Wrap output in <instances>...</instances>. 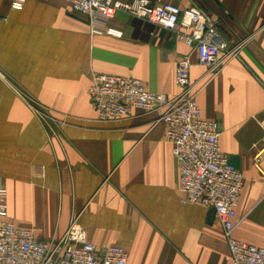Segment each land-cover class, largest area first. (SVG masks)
<instances>
[{
    "label": "crops",
    "instance_id": "obj_1",
    "mask_svg": "<svg viewBox=\"0 0 264 264\" xmlns=\"http://www.w3.org/2000/svg\"><path fill=\"white\" fill-rule=\"evenodd\" d=\"M129 1V0H123ZM218 19L237 57L200 65L175 33L117 12L93 34L64 0H0V191L6 218L40 240L72 221L97 249L119 245L127 264H231L211 209L189 202L156 111L101 120L87 94L94 75L130 76L178 93V62L219 145L244 177L233 235L264 247V0H151Z\"/></svg>",
    "mask_w": 264,
    "mask_h": 264
},
{
    "label": "built area",
    "instance_id": "obj_2",
    "mask_svg": "<svg viewBox=\"0 0 264 264\" xmlns=\"http://www.w3.org/2000/svg\"><path fill=\"white\" fill-rule=\"evenodd\" d=\"M8 1L18 9L25 0ZM64 1L74 13L88 18L93 34L120 36L105 26L117 12L173 31L176 41L194 50L197 62L212 71L237 57L240 48V43L229 45L221 37L216 17L196 6L181 8L151 0ZM189 67L187 57L178 62L174 75L178 93L171 97L148 91L137 78L106 73L92 77L87 94L101 120L125 117L134 110L156 111V120L165 125L164 136L177 164V185L185 199L213 210L231 264H264V247L233 235L244 177L221 151L217 123L204 118ZM3 196L0 191V264H127L123 247L97 249L85 240L84 230L74 221L60 237L35 238L31 230L18 228L6 218Z\"/></svg>",
    "mask_w": 264,
    "mask_h": 264
},
{
    "label": "water",
    "instance_id": "obj_3",
    "mask_svg": "<svg viewBox=\"0 0 264 264\" xmlns=\"http://www.w3.org/2000/svg\"><path fill=\"white\" fill-rule=\"evenodd\" d=\"M211 212L213 213V210H211Z\"/></svg>",
    "mask_w": 264,
    "mask_h": 264
}]
</instances>
